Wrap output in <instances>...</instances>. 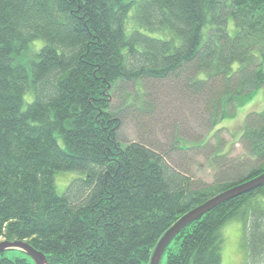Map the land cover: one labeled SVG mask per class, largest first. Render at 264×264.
I'll return each instance as SVG.
<instances>
[{
	"label": "trees",
	"instance_id": "obj_1",
	"mask_svg": "<svg viewBox=\"0 0 264 264\" xmlns=\"http://www.w3.org/2000/svg\"><path fill=\"white\" fill-rule=\"evenodd\" d=\"M149 81L178 86L184 109L212 131L264 86V0H0V238L28 243L48 264H148L178 219L264 173V111L248 114L240 140L258 167L236 181L195 186L170 156L199 145L175 146L178 136L165 154L124 145L123 109L140 105L125 91L113 108L114 92L131 85L140 95ZM58 172L84 177L61 195ZM233 219L248 264H264V186L184 228L166 264H221V229ZM0 264L35 263L4 252Z\"/></svg>",
	"mask_w": 264,
	"mask_h": 264
},
{
	"label": "rangeland",
	"instance_id": "obj_2",
	"mask_svg": "<svg viewBox=\"0 0 264 264\" xmlns=\"http://www.w3.org/2000/svg\"><path fill=\"white\" fill-rule=\"evenodd\" d=\"M128 26L130 30L137 27L133 20L128 22ZM229 29L232 33L234 32L233 20L230 21ZM39 46L40 44H37V47ZM176 87L169 81L155 85L149 81L138 86L141 91L140 95H137L136 87L131 85H122L114 92L111 101L113 108H121L125 100V91L132 95L131 101L135 99L137 105H140L138 110L123 109V115L126 116L121 132L123 144L143 142L156 147L162 154L171 150L175 136L180 137L179 144L175 146L183 144L187 148L199 145L196 150L193 148V151L189 152L182 153L175 150L170 156L175 166L187 171L186 173L197 184L195 186L203 187L219 182L236 181L239 177H244L251 170L256 169L258 163L246 153L240 140L245 132V120L248 114L264 111V86L258 88L257 91L255 88H250L239 96L238 101L229 107L226 114H223L224 118L217 120V124L209 133L207 128L209 122H205L201 118L205 115L202 113L200 115L199 110L184 109L183 103L185 102L177 94L182 90L178 86ZM245 102L247 104L242 106ZM147 103H150L149 107H151L149 112H146L145 109L148 106ZM176 112H180L184 116V120L181 122L177 120ZM175 123L177 135L174 132L173 125ZM204 139H210L207 147L199 144ZM217 153L225 156L216 158ZM83 177L84 174L79 172L56 173L55 183H57L58 193L64 194L74 179ZM221 234L224 239L221 264H248L249 255L244 238L243 222L240 220L229 221L221 229ZM0 240L3 241L2 238ZM5 257L7 259L24 258L32 261L27 253L19 249L7 250ZM167 257L168 254H165L160 264H166Z\"/></svg>",
	"mask_w": 264,
	"mask_h": 264
},
{
	"label": "water",
	"instance_id": "obj_3",
	"mask_svg": "<svg viewBox=\"0 0 264 264\" xmlns=\"http://www.w3.org/2000/svg\"><path fill=\"white\" fill-rule=\"evenodd\" d=\"M263 186L264 173L246 182L237 184L236 186H233L228 190L226 189V191L212 197L205 203L186 213L184 216L178 219V221L169 230H167L165 235L160 239L151 256L150 263L148 264H160L169 245L176 238V236L179 235V233L188 225L192 224L196 220H200V218L207 215L213 209L234 198H237V196L239 197L241 195L247 194ZM13 249H19L27 253L28 257H30L35 264H48L47 258L45 257V255H43V253L36 251L24 241L10 242L3 240L0 242V255L7 250Z\"/></svg>",
	"mask_w": 264,
	"mask_h": 264
},
{
	"label": "bare ground",
	"instance_id": "obj_4",
	"mask_svg": "<svg viewBox=\"0 0 264 264\" xmlns=\"http://www.w3.org/2000/svg\"><path fill=\"white\" fill-rule=\"evenodd\" d=\"M233 220H236V219H233Z\"/></svg>",
	"mask_w": 264,
	"mask_h": 264
}]
</instances>
